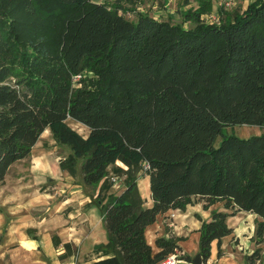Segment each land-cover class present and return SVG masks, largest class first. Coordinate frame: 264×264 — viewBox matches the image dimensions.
Returning a JSON list of instances; mask_svg holds the SVG:
<instances>
[{
    "label": "trees",
    "instance_id": "1",
    "mask_svg": "<svg viewBox=\"0 0 264 264\" xmlns=\"http://www.w3.org/2000/svg\"><path fill=\"white\" fill-rule=\"evenodd\" d=\"M119 6L0 0V184L48 129L69 152L60 170L81 188L99 186L107 241L95 261L76 264H158L170 255L191 263L182 237L152 247L145 232L168 211L195 205L222 204L199 217L204 264L214 243L221 257L222 240L233 236L227 219L239 212L254 216L255 241L264 244V134L226 133L264 127V0L219 25L196 18L193 29L144 14L129 21ZM117 164L125 168L120 193L108 177ZM52 243L61 264L75 262L69 243ZM261 260L258 249L244 256L245 264Z\"/></svg>",
    "mask_w": 264,
    "mask_h": 264
},
{
    "label": "rangeland",
    "instance_id": "2",
    "mask_svg": "<svg viewBox=\"0 0 264 264\" xmlns=\"http://www.w3.org/2000/svg\"><path fill=\"white\" fill-rule=\"evenodd\" d=\"M92 1L109 6L119 4L121 14L129 21H135L139 15L144 14L156 21H167L185 29H193L196 27V18L198 23L219 25L231 21L234 15H240L250 4L259 0ZM67 123L82 136L87 135V129L81 124L70 119ZM226 133L238 138H249L264 134V127L240 125L227 128ZM219 140L220 138L216 142ZM68 155V149L57 145L47 129L33 147L29 158L14 164L4 182L0 184V264H40L39 261L50 256L57 259L56 254L62 248L60 247L59 251L54 248L52 243L54 236L58 237L62 244L71 245L75 263L82 262L85 255H96L93 252L94 248L106 244L107 235L102 223L91 230L99 219L102 220L95 199L99 186L91 191L74 184V180L59 168L60 160ZM124 171L125 168L120 164L109 168L108 177L113 183L112 191L116 193L123 190ZM142 172L137 173V188L141 199L149 202L150 194L147 192ZM147 180L146 178L148 185ZM217 209H222V204H216L208 210H203L201 205L189 206L185 212L174 213L181 215V218L169 215L172 221L166 222L162 215L157 218L156 223L165 237L175 239L182 237L184 240L180 242L181 246L194 259L198 252L199 234L193 225L200 220L199 217L208 220L211 212ZM227 224L229 227H235H231L233 236L222 240L221 257L217 255L216 243L213 244L211 253L213 264H245L244 256L257 249L262 260L255 264H264V244L258 245L255 241L254 216L239 212L229 217ZM32 236L39 239L35 240L31 238ZM28 237L33 241L39 240L41 244L33 245L28 241ZM151 237L153 236L150 233L146 239L150 241ZM231 243L235 247L233 252ZM176 264L188 263L177 260Z\"/></svg>",
    "mask_w": 264,
    "mask_h": 264
},
{
    "label": "crops",
    "instance_id": "3",
    "mask_svg": "<svg viewBox=\"0 0 264 264\" xmlns=\"http://www.w3.org/2000/svg\"><path fill=\"white\" fill-rule=\"evenodd\" d=\"M37 144V143H36ZM35 147V146H34ZM148 179V178H147ZM4 182V181H3ZM145 184H146V187H147V191H148V186L149 185H147V183H146V178H145ZM149 192V191H148ZM150 194V193H149ZM143 198V197H142ZM145 198V197H144ZM142 200H144V199H142ZM151 205V199L149 200V202H145V206L146 207H149ZM178 211H168L166 214H164L162 217L163 218H165V220H166V222H171L172 220H170V218H169V215L171 216V217H173V216H175V217H177V219H179V218H181L182 216L181 215H179V214H174V213H177ZM196 214V213H195ZM183 216H185V215H183ZM203 221H206V220H204L203 218H201ZM174 222H176V219L174 220ZM99 223H102V221H101V219H99V221H97V223H95L94 225H93V227H92V229L91 230H93ZM168 224H170V223H168ZM199 226H200V221L199 220H197L195 223H194V225H193V227H194V229H196L197 231H198V229H199ZM232 228H235L234 226H231ZM151 233V236H153V237H151V239H150V241L148 240V239H146L147 240V242H148V244H150L152 247H154V242H155V240L157 239V238H159V237H165V235H164V233H161V231H160V227L157 225V223H155V224H153L152 226H150V227H148L147 229H146V232H145V237L147 238V235L148 234H150ZM232 238V237H231ZM38 239H39V237H38ZM8 240H11V238H8ZM231 239H229V241H230ZM28 241L30 242V243H32L33 245H40L41 244V242L38 240V242L37 241H33L31 238H29L28 237ZM68 241H70V240H68ZM228 241V242H229ZM232 245H231V251L233 252L234 250H235V247H234V245H233V243H231ZM180 246H181V244H179ZM181 248H182V250L184 251V249H183V247L181 246ZM221 248H222V245H221ZM220 248V249H221ZM54 249V248H53ZM58 250V249H57ZM59 251V250H58ZM184 253H186L185 251H184ZM60 254V252H58L57 254H56V257H57V259H55L53 256H50V258L49 257H47L46 259H43V261H39L40 262V264H46V262H48V264H51V261H53L52 262V264H61L60 263V261H59V259H58V255ZM187 255H189L188 253H186ZM197 254H198V252H197ZM190 256V255H189ZM97 257H98V255H94V256H89V255H85L84 256V258H86V259H84V258H82V262H79V263H84L85 261L86 262H92V261H95L96 259H97ZM45 260V261H44ZM73 261V260H72ZM185 262V261H184ZM188 263V262H187ZM68 264H76L75 262L73 263V262H70V263H68ZM188 264H191V263H188ZM206 264H213V261H212V258L210 257V259L206 262Z\"/></svg>",
    "mask_w": 264,
    "mask_h": 264
},
{
    "label": "built area",
    "instance_id": "4",
    "mask_svg": "<svg viewBox=\"0 0 264 264\" xmlns=\"http://www.w3.org/2000/svg\"><path fill=\"white\" fill-rule=\"evenodd\" d=\"M177 260V255H170L158 264H176Z\"/></svg>",
    "mask_w": 264,
    "mask_h": 264
},
{
    "label": "water",
    "instance_id": "5",
    "mask_svg": "<svg viewBox=\"0 0 264 264\" xmlns=\"http://www.w3.org/2000/svg\"><path fill=\"white\" fill-rule=\"evenodd\" d=\"M99 247H101V245L96 246L94 248V250H97ZM191 264H204V263L202 262V259H201L200 255L197 254L196 257L194 259H192Z\"/></svg>",
    "mask_w": 264,
    "mask_h": 264
},
{
    "label": "bare ground",
    "instance_id": "6",
    "mask_svg": "<svg viewBox=\"0 0 264 264\" xmlns=\"http://www.w3.org/2000/svg\"><path fill=\"white\" fill-rule=\"evenodd\" d=\"M66 122H67V121H66ZM87 129H88V128H87ZM84 130H85V129H84ZM87 135H88V134H87ZM47 136H48V134H47ZM47 136H46V137H47ZM42 137H43V136H42ZM36 165H37V164H36ZM146 178H147V177H146ZM144 181H145V180H144ZM147 182H148V180H147ZM148 185H149V184H148ZM147 192H148V191H147ZM149 193H150V192H149ZM26 226H27V225H26Z\"/></svg>",
    "mask_w": 264,
    "mask_h": 264
}]
</instances>
